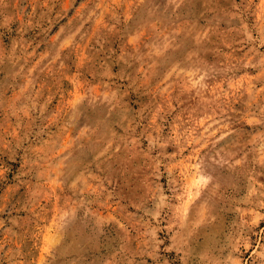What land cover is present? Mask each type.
<instances>
[{"label":"rangeland","instance_id":"1","mask_svg":"<svg viewBox=\"0 0 264 264\" xmlns=\"http://www.w3.org/2000/svg\"><path fill=\"white\" fill-rule=\"evenodd\" d=\"M0 264H264V0H0Z\"/></svg>","mask_w":264,"mask_h":264}]
</instances>
